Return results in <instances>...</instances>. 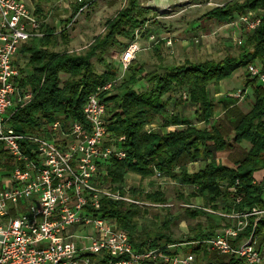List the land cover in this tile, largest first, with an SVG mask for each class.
<instances>
[{
    "label": "built area",
    "instance_id": "1",
    "mask_svg": "<svg viewBox=\"0 0 264 264\" xmlns=\"http://www.w3.org/2000/svg\"><path fill=\"white\" fill-rule=\"evenodd\" d=\"M173 4L164 8L171 11ZM263 16L261 8L235 13L215 32L225 30L240 46L257 29ZM45 24L24 0H0V264H94L92 255L103 253L110 257L109 264H209L203 250H177L188 244H202L207 252L221 255L226 263L234 259L243 264H264V239L256 231L264 219V206L236 208L245 195L240 191L239 180L228 186V197L220 196L223 206L181 204L184 209L202 210L223 221L213 235L202 240L135 250L116 218L98 213L105 198L148 205L130 196L129 187H125V194L114 190L106 181L107 170L103 166L110 159L123 160L127 156L125 136L116 137L108 131L111 110L105 98L115 93L138 53L149 48L142 43V34L147 33L149 44L163 42L167 47L174 46L168 33L157 37L151 32V21L141 25L124 48L112 51L114 62L119 64L117 73L89 95L83 107L85 123L55 113L41 117L30 129L14 127V112L33 97L29 87H20L23 74L17 54L24 44L44 36ZM194 40L199 42V38ZM246 73L248 81L264 87L261 60L251 62ZM181 96L188 99L186 91ZM230 96L241 100L245 91ZM156 129L155 123L144 127L146 133ZM226 142L230 147L237 145L234 133ZM155 177L164 176L157 172ZM263 177L264 173L253 182ZM248 226L250 232H246Z\"/></svg>",
    "mask_w": 264,
    "mask_h": 264
},
{
    "label": "trees",
    "instance_id": "2",
    "mask_svg": "<svg viewBox=\"0 0 264 264\" xmlns=\"http://www.w3.org/2000/svg\"><path fill=\"white\" fill-rule=\"evenodd\" d=\"M95 1H78L73 15L66 19L65 25L71 23L81 8ZM260 8L264 9V0H230L208 10L201 18L223 24L235 13ZM155 20L156 15L151 7L142 6L140 0H128L126 6L106 21L104 33L95 37L83 54L56 50L58 40L55 28L46 23L42 28L44 36L34 39L30 46L23 48V52L29 54L31 74L23 76L19 84L22 88L29 87L33 91V97L14 112L11 120L14 127L17 130L30 129L38 124L41 117H51L55 113H64L71 119L85 123L83 107L89 95L114 79L117 73L118 65L106 57L109 49L125 47L128 42L123 44L119 38L130 42L141 25ZM59 34L66 39V27ZM93 58L103 67L102 71L96 70ZM256 59L264 63V16L257 29L240 45L237 55L228 54L220 60L206 59L198 62L186 59L182 63L164 67L160 63L159 68L150 71L138 61H132L116 93L105 98L112 112L108 131L116 137L125 136L123 147L127 152L123 160L113 158L104 164L106 179L114 190L126 193L124 184L128 173H136L141 179H147L155 177L159 172L170 179L179 178L182 184L193 187L186 197L187 201L195 196H203L207 201L213 202L210 205L218 208L215 202L222 195L228 197V186L239 180L240 191L245 195L236 208L245 209L254 205L263 207L264 177L259 182L253 181L259 171L264 173V87L247 80L246 87H254L255 102L249 109H238L235 112V140L237 143L248 141L251 144L235 166L217 162V152L226 145V131L219 125H210L215 102L209 85L213 83L215 90H218L220 81L238 67L246 68ZM141 81L148 84L143 92L134 88ZM176 89L188 93V99L182 100L197 108L196 114L204 126L198 127L180 113L162 115L170 100L166 96ZM157 116L163 117L164 126L177 128L167 132L156 130L146 133L144 127ZM198 160L203 161L200 169L189 173L186 164ZM223 182L227 185L222 186ZM129 191L136 198L144 195L152 202L166 203L165 194L160 189L147 193L136 188H130ZM140 212L138 205L134 203L111 198L103 199L98 211L102 216L116 218L119 227L128 233L135 250L144 246L156 247L163 240L165 245L178 242L164 231H156L154 234L139 232L136 220ZM201 214L205 213L202 210L186 211V215L191 218ZM174 220L175 217L169 213L162 228L169 230ZM214 228L211 225V229L204 232L198 223L190 228L194 234L193 237L188 236L187 241L210 237L214 234ZM250 231L251 226H248L246 232ZM256 231L264 239V219L258 224ZM202 250L209 258V264H243L234 259L226 263L221 255L207 252L202 244L188 245V251L199 253ZM94 256L99 257V264L110 263V257L104 253L92 255Z\"/></svg>",
    "mask_w": 264,
    "mask_h": 264
},
{
    "label": "rangeland",
    "instance_id": "3",
    "mask_svg": "<svg viewBox=\"0 0 264 264\" xmlns=\"http://www.w3.org/2000/svg\"><path fill=\"white\" fill-rule=\"evenodd\" d=\"M24 1L31 8H39L40 17L45 20L47 24L55 26L59 30L66 27L67 37L66 39L60 38L58 46L55 47L56 50H68L70 52L83 54L91 45L95 37L104 33L106 21L113 18L120 9L126 6L128 0H96L92 4L85 5L81 11L77 12L71 23L67 26L65 25L66 19L73 15L74 6L77 5L79 0ZM182 1L183 2H180V0H166L159 2L158 0H140L142 6L151 7L155 12V15L158 16L155 22H152L151 32H154L157 37H161L168 33L174 40V46L170 48L163 42L149 44L147 33L142 34L141 41L145 42V45L149 48L138 53L135 61H138L144 66L147 71L159 68L160 63L161 66L164 67L166 65L182 63L186 59L193 62L206 59L220 60L228 54L237 55L239 53V45L235 44L231 38H227L215 32V30L220 27V23L214 20H203L201 18L208 10L230 0ZM168 3H175L173 4L171 11L164 8V5H167ZM217 26L219 27L217 28ZM195 38H199L198 43L195 42ZM119 39L123 44L129 42L128 39ZM185 41H187V44ZM122 48H110L106 54L107 59L109 61H114L112 51ZM159 57H161L162 61ZM93 62L97 71L103 70V67L95 58H93ZM119 69L122 71L121 67H119ZM225 81L228 85L234 87L235 90H238L237 92H243L244 90L242 89L246 88L247 83L246 68L243 66L238 67L225 79ZM147 87L148 84L145 81H141L134 86L139 92L145 91ZM209 89L211 95H213L211 85H209ZM181 92L182 90L180 89H176L173 92V100L169 105L170 109L175 113L181 114V112H183L195 125L200 127L204 126V123L198 119L195 107L185 104L183 101L184 99L181 98ZM247 95L249 100H252L255 97L254 87L251 85L247 90ZM250 96L252 99H250ZM233 98L238 100V98ZM224 105L225 106H223L220 111H216L215 114L217 117L214 120H216L218 124L220 122V127L227 133H230L231 126H233L232 121L236 117L235 112L238 110V106L235 104L229 111L225 110L224 113L227 104L224 103ZM110 113L112 114V112ZM232 149V151L227 149V151H231L229 152L230 154L228 153V156L245 151L244 148H241L238 145ZM219 160L221 162L223 161L221 157ZM200 165H202V163ZM200 165L191 166L190 169L194 171L200 167ZM153 178L141 179L137 177L134 180L127 177L124 184V187L126 188L136 187L139 188V190L142 188H148L149 191L160 189L164 192L166 197L167 205L160 209L138 205L141 210L136 220L138 231L145 234H154L156 231H164L171 235L173 239H177V241L187 240V237L184 235H187L186 233L189 232L190 227L195 225L196 222L193 218L186 215L187 209L182 208L181 204L195 203L193 202L195 199H190L189 201L186 200L187 195L192 192L193 187L182 184L179 178ZM129 195L132 194L129 193ZM142 198L143 196L140 198L137 197L136 199L145 200ZM145 201L148 202L147 200ZM196 204L202 205L201 203ZM169 213L175 217V220L170 229L167 230L162 228V224ZM199 217H201V225L203 226H206L208 220L211 221V217H206L205 214ZM98 258L99 257L95 256L92 257L94 264H99Z\"/></svg>",
    "mask_w": 264,
    "mask_h": 264
},
{
    "label": "crops",
    "instance_id": "4",
    "mask_svg": "<svg viewBox=\"0 0 264 264\" xmlns=\"http://www.w3.org/2000/svg\"><path fill=\"white\" fill-rule=\"evenodd\" d=\"M29 7V6H28ZM32 11H34L36 14H37V16L38 17H40V9L39 8H31V7H29ZM38 9H39V11H38ZM44 17V16H43ZM42 17V18H43ZM41 18V17H40ZM50 26H52V25H50ZM54 28H55V34H56V39L59 41L60 40V34H59V32H61V30H59L58 28H56L55 26H53ZM219 26H217V28H218ZM216 31V30H215ZM219 35H222V36H225V37H227V38H230L231 36L229 35V37L227 36L228 35V33H226V31L224 30V31H219V32H217ZM227 34V35H226ZM147 39H148V37H147ZM32 42H33V40H31V41H29L28 43H26V44H24L21 48H20V50H19V52H18V54H17V62H18V64L21 66V72H22V77L23 76H25V75H28V74H31V70H30V68H29V65H28V62H29V54L28 53H26V52H23V48L24 47H28V46H30L31 44H32ZM186 42V44H187V41H185ZM144 45H145V42H142ZM247 74V73H246ZM211 85V87H212V91H213V95H212V97L214 98V102H215V107H214V114H213V116H212V118H211V120H210V125H219L220 124V122H219V124H218V122H216V120H214V119H216V111L217 110H221L222 109V107L223 106H225L224 105V103H226L227 104V106H226V108L224 109V113H225V110H227V111H229L230 109H231V107H233L235 104H237V106H238V109H240V110H242V111H244V110H247V109H249V107H251L252 105H253V103L255 102V97L252 99L251 98V96H250V99H252V100H249V98H248V95H247V90L249 89V87L250 86H248V87H246L245 89L243 88L242 90H244L245 91V97L243 98V99H241V100H235L234 98H232L230 95L231 94H233V93H236L238 90H235L234 89V87H231L230 85H228V83L225 81V79L224 80H222V81H220L219 82V84H218V90H215V87H214V84L212 83V84H210ZM26 88H28V87H26ZM232 89H234V90H232ZM166 98H169L170 100H169V104H168V106H167V108H166V110L163 112V116H168L169 115V111L171 110L170 109V104L172 103V100H173V92L172 93H170V94H168L167 96H166ZM181 98H182V96H181ZM185 104H188V103H185ZM239 104V105H238ZM189 105H191V104H189ZM191 106H193V105H191ZM193 107H195V106H193ZM195 109H197L196 107H195ZM218 111V112H219ZM181 114H183V115H185L183 112H181ZM185 117H187L186 115H185ZM187 118H189V117H187ZM231 118H233V117H231ZM162 119H163V117L161 118V116H157V117H155L149 124H151V123H155L156 125H158V128L156 129L157 131H161V132H167V131H169V130H173V129H175V128H177V126H164L163 125V122H162ZM190 119V118H189ZM236 119V118H235ZM234 119V120H235ZM191 120V119H190ZM234 120L232 121V122H234ZM202 122V121H201ZM205 125V124H204ZM198 126V125H197ZM220 126V125H219ZM198 127H200V126H198ZM202 127V126H201ZM155 130V131H156ZM234 133V137H235V131H234V127L233 126H231V129H230V133ZM230 133H225L226 135H225V141L227 140V137L229 136V134ZM240 146L241 148H244L245 149V151H241V152H238V153H236L235 155H231V156H228V153L229 152H231L233 149L232 148H235L236 146ZM237 145L236 146H234V147H230V146H228L227 145V142H226V145H225V148L223 149V150H221V151H218L217 152V154H216V160H217V162L218 163H221V164H224V165H227V166H231V167H233V166H235L236 165V161L241 157V156H243V154L244 153H246L248 150H249V148L251 147V144L248 142V141H242L241 143H237ZM227 149H230L231 151H227ZM230 154V153H229ZM226 156V157H225ZM222 158L223 159V161L221 162L220 160H219V158ZM202 160H198V161H192V162H188L186 165H187V170H188V172L189 173H194V172H197L199 169H200V167L202 166V165H200L201 163L203 164V161L201 162ZM200 163V164H199ZM194 165H200V167H198L197 169H195L194 171L193 170H191L190 169V167L191 166H194ZM104 168H105V166H103ZM176 171H178V170H176ZM262 175H263V173L261 172V171H259L258 173H257V178H260V177H262ZM127 177H130L131 179H136L137 177H139V178H141L140 177V175H138V174H136V173H128L127 175H126V179H127ZM155 178V177H154ZM153 178V179H154ZM150 179H152V178H150ZM106 181L108 182V180L106 179ZM112 186V185H111ZM113 187V186H112ZM130 188H132V187H130ZM136 188V187H135ZM136 189H138L139 190V188H136ZM145 190V191H144ZM141 191L143 192V193H147V192H152V191H149V189L147 188V189H144V188H142L141 189ZM131 196V195H130ZM134 197V196H133ZM134 198H136V197H134ZM142 199H145V200H147L148 202H147V204L148 205H146V207H154V208H157V209H160L161 207H156L155 205L156 204H166V203H159V202H152V201H150V200H148L144 195H143V198ZM191 199H195L193 202H195V203H201L202 205H210V204H213V202H209V201H207L206 200V198H204L203 196H195V197H192ZM144 200V201H145ZM220 200V199H219ZM216 201L215 203H217L218 204V207H220V206H223V203L222 202H220V201ZM204 214H201V215H199V216H203ZM199 216H197V217H195V218H193V220L196 222V224L195 225H193V226H191V227H194V226H196L198 223L200 224V227H201V230L202 231H204V232H208L210 229H211V225H213L215 228H214V232L215 231H217L221 226H222V224H223V221H221L219 218H217V217H214V216H207V215H205L206 217H211V221H207V224H206V226H203V225H201L202 223H201V217H199ZM213 218V219H212ZM190 227V228H191ZM84 232H85V230H82V234H84ZM87 232H90V231H86V233ZM140 232V231H139ZM186 232V231H185ZM193 231H190L189 230V232H187L186 234L187 235H184V236H186V237H188V236H191V237H193V234L194 233H192ZM169 235V234H168ZM171 236V235H170ZM172 238V237H171ZM173 239V238H172ZM174 240H177V239H174ZM184 242H188L187 240H181V241H178L177 243H184ZM192 242V241H191ZM166 243L164 242V240L163 241H161L160 243H159V245L158 246H160V245H164V246H166L165 245ZM168 245H170V244H168ZM188 245H191V244H188ZM188 245L187 246H179V247H177V250H183V251H188ZM151 247V246H150ZM155 247V246H154ZM80 264H83V263H80Z\"/></svg>",
    "mask_w": 264,
    "mask_h": 264
}]
</instances>
